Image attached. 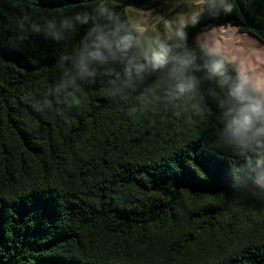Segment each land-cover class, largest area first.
Wrapping results in <instances>:
<instances>
[{
    "label": "trees",
    "instance_id": "16d2710c",
    "mask_svg": "<svg viewBox=\"0 0 264 264\" xmlns=\"http://www.w3.org/2000/svg\"><path fill=\"white\" fill-rule=\"evenodd\" d=\"M129 3L0 0V264H264V146L228 128L249 84L196 41L230 23L264 47V0H204L162 66ZM99 34L132 46L100 63Z\"/></svg>",
    "mask_w": 264,
    "mask_h": 264
},
{
    "label": "rangeland",
    "instance_id": "374dc122",
    "mask_svg": "<svg viewBox=\"0 0 264 264\" xmlns=\"http://www.w3.org/2000/svg\"><path fill=\"white\" fill-rule=\"evenodd\" d=\"M204 0H131L129 17L143 39L146 54L175 31L188 24L203 8ZM230 39L225 41L224 37ZM205 49L238 64L239 75L252 87L264 85V47L257 38L239 33L228 23L200 33L196 39Z\"/></svg>",
    "mask_w": 264,
    "mask_h": 264
},
{
    "label": "clouds",
    "instance_id": "9594fccd",
    "mask_svg": "<svg viewBox=\"0 0 264 264\" xmlns=\"http://www.w3.org/2000/svg\"><path fill=\"white\" fill-rule=\"evenodd\" d=\"M132 40L131 35H125L113 45L106 35L99 34L94 44L95 50L90 51L88 55L92 60L100 63L106 62L108 57L115 60L118 53L128 51L132 46ZM157 44L158 47L151 51V59L156 65L162 66L166 63L168 49L163 43L157 42ZM101 49L106 50L108 56H105ZM209 67L215 76L226 79L223 59L213 60ZM193 85L194 81L191 78L181 76L180 82L176 84V91L182 95L191 90ZM229 95L234 101V106L229 107L227 111L231 117L228 128L232 132V139L242 147H247L252 142L257 146H264V85L252 88L250 85H242L237 80L230 89Z\"/></svg>",
    "mask_w": 264,
    "mask_h": 264
}]
</instances>
